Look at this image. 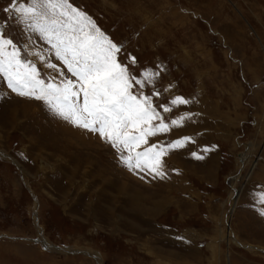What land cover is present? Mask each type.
<instances>
[{
    "label": "rangeland",
    "instance_id": "1",
    "mask_svg": "<svg viewBox=\"0 0 264 264\" xmlns=\"http://www.w3.org/2000/svg\"><path fill=\"white\" fill-rule=\"evenodd\" d=\"M19 3L0 0V34L44 81H75L11 10ZM69 3L121 46L133 94L169 125L135 151L187 142L161 158L163 176L130 171L127 151L0 77V264H264V195L234 227L253 177L264 185V0Z\"/></svg>",
    "mask_w": 264,
    "mask_h": 264
},
{
    "label": "snow or ice",
    "instance_id": "2",
    "mask_svg": "<svg viewBox=\"0 0 264 264\" xmlns=\"http://www.w3.org/2000/svg\"><path fill=\"white\" fill-rule=\"evenodd\" d=\"M11 10L50 46L55 58L75 81L63 79L59 84L44 81L35 65L21 57L16 44L0 34V77L7 87L19 96L42 101L54 115L74 126L98 133L118 152L127 151L129 155H122L121 162L130 171L148 170L163 176L161 158L169 150L183 147L187 138L167 146L153 144L142 152L135 151L140 144H147V137L167 132L169 125L163 122L150 97L133 94L134 77L118 59L121 46L69 0H31L30 3L25 0L13 4ZM131 59L136 63L135 57ZM47 66L55 67L51 63ZM149 76L144 73L145 79ZM136 83L143 86L140 80ZM186 103L182 97L171 101L174 106ZM164 111L170 109L165 107ZM157 119L159 125L153 126V120ZM184 119L171 123L177 126Z\"/></svg>",
    "mask_w": 264,
    "mask_h": 264
},
{
    "label": "crops",
    "instance_id": "3",
    "mask_svg": "<svg viewBox=\"0 0 264 264\" xmlns=\"http://www.w3.org/2000/svg\"><path fill=\"white\" fill-rule=\"evenodd\" d=\"M253 179L255 180L254 177H253ZM253 179H252V182H251V184H250V186L248 188L247 201H246L247 203H245L246 205L242 206L243 203H241L242 205L238 207L239 211H237L236 216H234V217H236V220H234L235 221L234 227H236L237 229H238V226H239L238 220L242 219L244 217V212H246V209L248 208V210H249V207L251 206V203H258L259 202V197L264 195V185L261 184V183L260 184H256V182H254ZM240 200H241V198H240ZM239 204H240V202H239ZM248 214H249V212H248Z\"/></svg>",
    "mask_w": 264,
    "mask_h": 264
},
{
    "label": "bare ground",
    "instance_id": "4",
    "mask_svg": "<svg viewBox=\"0 0 264 264\" xmlns=\"http://www.w3.org/2000/svg\"><path fill=\"white\" fill-rule=\"evenodd\" d=\"M247 154H249V153H247ZM238 176V175H237ZM233 180L236 182L237 180H238V177L236 178H233ZM233 180H231V181H233ZM231 187H233L234 188V185H233V183L231 182ZM238 196H239V191H233V192H231V194H230V201H231V206H230V210H229V212H228V216L230 215V214H232L233 213V211H234V209H233V207H234V205H235V203H236V201H237V199H238ZM228 220V219H227ZM228 225V224H227ZM227 232V231H226ZM227 242L228 243H230L231 242V239L228 237V239H227ZM226 242V243H227ZM227 243V244H228ZM54 249V248H53ZM66 250H67V248L66 249H57V251L59 252V251H65V253H66ZM252 250V249H251Z\"/></svg>",
    "mask_w": 264,
    "mask_h": 264
},
{
    "label": "water",
    "instance_id": "5",
    "mask_svg": "<svg viewBox=\"0 0 264 264\" xmlns=\"http://www.w3.org/2000/svg\"><path fill=\"white\" fill-rule=\"evenodd\" d=\"M55 249H58L57 247H54Z\"/></svg>",
    "mask_w": 264,
    "mask_h": 264
}]
</instances>
